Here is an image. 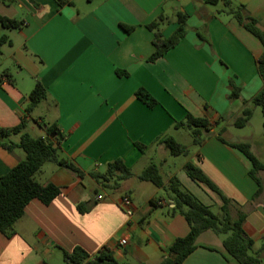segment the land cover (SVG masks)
<instances>
[{
	"label": "crops",
	"instance_id": "0c3cea01",
	"mask_svg": "<svg viewBox=\"0 0 264 264\" xmlns=\"http://www.w3.org/2000/svg\"><path fill=\"white\" fill-rule=\"evenodd\" d=\"M71 1L59 5L57 0H0L1 15L25 21L16 29L0 24L9 30L3 34L11 40L0 51L6 58H0V126L14 127L25 119L23 131L45 136L40 122H56L66 135L62 155L84 171L82 177L54 162L45 164L39 180L58 185L61 193L49 204L32 199L13 232L0 231V264H70L63 250L72 252L76 247L89 253L79 264H95L90 261L102 250L121 262L160 264L190 226L181 213L171 212L174 203L168 192L144 188L142 183L149 181L138 175L148 164L135 168L149 153V157L159 151L170 153L160 137L172 135L184 143L178 136L183 137L184 130L191 132L174 128V123L187 113L219 124L201 145L193 144V136L190 144L184 143L190 152L165 181L177 175L184 188L211 209L217 208L216 213L223 197L228 198L233 217L239 210L245 213L244 229L264 264V170L258 172L262 190L255 197L259 184L250 174L251 160L217 137L224 128L223 137L249 141L264 161V151L253 137L240 136L233 129L238 128L234 120L243 110V99H252L264 84L257 68L264 51L261 40L232 14L221 11L222 2ZM233 4H244L264 29V0H233ZM180 11L188 14L185 36L162 57L151 60L154 32L147 25L163 15L161 30L168 37L179 25ZM123 24L134 28L128 31ZM11 60L19 67L16 73L9 66ZM7 70L11 80L1 76ZM39 80L48 97L38 106L44 103L47 112L34 116L38 106L31 114L26 106ZM231 81L240 87L241 97L230 98ZM139 87L159 104L150 107L139 99L135 95ZM255 113L256 107L251 120ZM21 133L10 139L18 141ZM136 142L146 145L144 152ZM25 157L21 147L9 150L0 145V176ZM118 158L134 173L118 188L103 187L89 175L90 170H104ZM187 162L199 166L217 190L191 178L184 167ZM131 179L133 183H128ZM98 194L103 197L97 199ZM126 194L134 201L132 218L120 205ZM152 198L160 199L156 207L149 202ZM93 200L96 203L88 211L79 210V203ZM122 237L128 238L127 244H121ZM224 237L212 229L203 231L183 264H240L225 249Z\"/></svg>",
	"mask_w": 264,
	"mask_h": 264
},
{
	"label": "trees",
	"instance_id": "16d2710c",
	"mask_svg": "<svg viewBox=\"0 0 264 264\" xmlns=\"http://www.w3.org/2000/svg\"><path fill=\"white\" fill-rule=\"evenodd\" d=\"M207 1L211 4L222 2L223 8L221 11L232 14L245 28L257 36L264 45V29L260 27L257 18L246 12L244 4L235 6L233 0ZM57 2L59 5L72 3L71 0H57ZM187 19L188 14L180 11L178 14L179 25L174 33L168 37L164 36L161 30V23L164 21L163 15L147 25L154 32L153 43L155 50L151 60L162 57L170 48L182 40L187 32ZM0 24L6 28L16 29L21 28L25 21L0 14ZM123 27L128 31L134 28V26L126 24H123ZM5 43H11L8 34L0 36V51ZM257 68L264 82V51L257 60ZM1 76L8 77L11 80V74L8 70L4 71ZM231 86L230 98L241 97L240 87L233 81H231ZM135 95L150 107H155L159 104L158 99L144 87H139ZM47 97V88L40 80L37 81L36 86L29 93V101L26 106L27 112L31 114L38 104L47 99ZM243 102V110L234 120V125L238 128L245 127L249 123L255 107L259 106L264 115V84L262 89L252 99H243ZM40 124L45 128V136H33L29 132L23 131L26 126L25 119L14 127L0 126V145L9 150L14 147H21L26 153V157L23 160L12 167L8 173L0 176V231L7 235L13 232L15 222L24 214L26 206L32 199L39 198L45 204H49L61 193V187L58 185L54 183L44 184L38 178L47 162H54L60 166L71 168L80 176H84V171L61 153V145L66 135L61 131L59 125L56 122H40ZM218 124L219 121L213 122L207 117L187 113L184 119L175 121L174 128H187L193 136V144L201 145L213 133L212 128ZM223 130L224 128L219 129L217 137L242 151L251 160L252 168L250 174L259 184V189L255 194V197H257L262 190V181L258 176V172L264 170V161L254 153L249 141H229L223 137ZM17 133H21L20 139L18 141L11 140L10 136ZM159 140L172 155H187L190 152L189 145L179 142L172 135H164ZM135 144L144 152L146 145L139 142ZM184 167L191 178L217 190L199 166L187 162ZM89 175L101 183L103 187L115 189L119 187L122 180L132 177L134 173L132 168L127 166L122 158H118L109 162L104 170H90ZM138 178L150 181L168 192L174 203L171 212L181 213L190 226L187 235L178 237L171 244L169 255L160 264H183L186 257L195 249L198 236L208 229L225 235L223 240L225 249L240 264H263V257L260 252L254 251V239L244 229L245 213L239 210L237 216L233 217L230 208L231 201L228 198L223 197L220 213H216L191 191L184 188L177 175H172L168 181H165L160 166L155 163H150L144 167ZM159 200V198H152L149 202L152 207H156ZM95 203L96 200L79 203L78 208L81 212H86ZM262 250H264V246ZM63 256L68 263L79 264L89 257V253L81 247H76L72 252L63 250ZM90 262L95 264H131L117 260L107 250L97 253Z\"/></svg>",
	"mask_w": 264,
	"mask_h": 264
},
{
	"label": "rangeland",
	"instance_id": "374dc122",
	"mask_svg": "<svg viewBox=\"0 0 264 264\" xmlns=\"http://www.w3.org/2000/svg\"><path fill=\"white\" fill-rule=\"evenodd\" d=\"M9 30L2 27L0 25V35L3 33H8ZM0 58L2 60L6 59L4 56L0 55ZM9 66L12 68V70L16 73V71L19 69L17 65H14L13 60L9 61ZM46 106L44 103L40 104L37 109L34 111V116H38V114H46ZM263 121H264V115L261 111V108L259 106L256 107V113L251 120L250 124H248L245 128L240 129V128H235L233 127L235 133H237L240 136H251L257 143V148H259L261 151H264V132H263ZM187 130H184L183 137H179V140L186 144H190L192 141V134L185 133ZM32 132V131H31ZM34 135H38L39 133L37 131L33 132ZM149 153L143 161L135 168L136 171L140 170L144 165L150 164V163H155L161 168V173L164 177L165 180L168 178V174L170 173L171 170H175L177 165L179 163H182L185 159V155H172L169 152L163 153L162 151H159L154 155L153 157ZM166 158V160H165ZM49 164L51 162H48ZM130 181V182H129ZM128 183H133L134 179L129 180ZM142 185H144V188H147L151 191H157L159 194H165V191L163 188L157 187L154 183L152 182H143ZM123 188L120 189V192H122ZM213 211L217 212V208H212Z\"/></svg>",
	"mask_w": 264,
	"mask_h": 264
},
{
	"label": "built area",
	"instance_id": "2783aa9c",
	"mask_svg": "<svg viewBox=\"0 0 264 264\" xmlns=\"http://www.w3.org/2000/svg\"><path fill=\"white\" fill-rule=\"evenodd\" d=\"M103 197L102 194H98L96 196L97 199H101ZM122 209L125 211L127 214L128 218H132L134 215V201L131 195L126 194L122 197L121 203H120ZM122 245L127 244L128 238L127 237H122L120 240Z\"/></svg>",
	"mask_w": 264,
	"mask_h": 264
}]
</instances>
